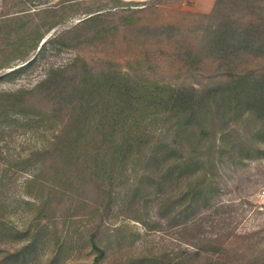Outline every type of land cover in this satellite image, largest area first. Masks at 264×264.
<instances>
[{
    "label": "rangeland",
    "instance_id": "rangeland-1",
    "mask_svg": "<svg viewBox=\"0 0 264 264\" xmlns=\"http://www.w3.org/2000/svg\"><path fill=\"white\" fill-rule=\"evenodd\" d=\"M149 1L0 0V264H264L260 112L235 115L200 146L197 129L148 112L111 180L81 158L51 177L54 143L83 125L94 140L100 114L88 107L107 119L104 110L123 102L112 98L118 88L200 90L224 83L227 70L264 74L263 53L219 59L204 41L209 25L227 23L264 42V0H160L137 10ZM158 142L178 155H135ZM182 156L192 166L178 164Z\"/></svg>",
    "mask_w": 264,
    "mask_h": 264
},
{
    "label": "trees",
    "instance_id": "trees-1",
    "mask_svg": "<svg viewBox=\"0 0 264 264\" xmlns=\"http://www.w3.org/2000/svg\"><path fill=\"white\" fill-rule=\"evenodd\" d=\"M160 0H151L141 3L142 7L159 4ZM221 0H218V3ZM243 26L231 24L209 25L204 35L205 46L213 50L219 59L227 58L231 54H264V42L258 39L255 33ZM216 73H220L218 70ZM228 75L224 83L197 90L194 86H172L169 84L136 82L133 92L118 88L113 91L112 98H120V102L114 107L107 108L103 115V108L97 105L88 109L100 117L91 124L97 132L94 140L85 138L89 126L83 125L78 133L70 139L64 137L54 143L52 152L53 162L49 165L52 169L51 177L56 179L60 171H64L76 159L81 158L95 173L106 180H111L112 171L119 170V164L123 163L128 155H132V148L140 141L145 129H141L140 118L148 112H167V116H173L174 126L181 129L192 128L198 130L196 145L200 146L202 136L214 137L219 132H225L227 125L233 117L243 112H258L264 114V74L254 75L252 70H227ZM87 109V110H88ZM144 120V119H143ZM140 128V130H139ZM83 129V133L80 131ZM137 129V132H135ZM224 135V133H223ZM222 135V136H223ZM214 143V142H213ZM211 145L208 149H211ZM240 151L243 149L239 145ZM151 153L144 155L136 152L135 155L143 156L145 163L160 160H169L170 155H178L164 142H158L150 148ZM174 150V151H173ZM138 151V150H137ZM49 154L48 150L33 154L42 157ZM182 160L177 163L183 166H192V162ZM174 163V162H172ZM171 167V163H167ZM175 164V163H174ZM67 177L61 178L66 183ZM31 182H34L32 179ZM40 183V182H39ZM43 187H45L43 185ZM46 188L50 187L47 185ZM54 191V188H52ZM51 192H48L50 194Z\"/></svg>",
    "mask_w": 264,
    "mask_h": 264
},
{
    "label": "water",
    "instance_id": "water-1",
    "mask_svg": "<svg viewBox=\"0 0 264 264\" xmlns=\"http://www.w3.org/2000/svg\"><path fill=\"white\" fill-rule=\"evenodd\" d=\"M44 42V40L42 41V43Z\"/></svg>",
    "mask_w": 264,
    "mask_h": 264
}]
</instances>
